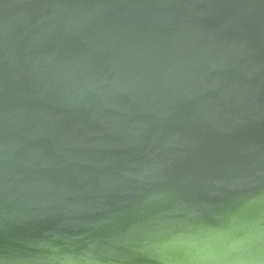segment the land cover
Returning <instances> with one entry per match:
<instances>
[{
  "label": "water",
  "instance_id": "1",
  "mask_svg": "<svg viewBox=\"0 0 264 264\" xmlns=\"http://www.w3.org/2000/svg\"><path fill=\"white\" fill-rule=\"evenodd\" d=\"M0 257L264 264V0H0Z\"/></svg>",
  "mask_w": 264,
  "mask_h": 264
},
{
  "label": "clouds",
  "instance_id": "2",
  "mask_svg": "<svg viewBox=\"0 0 264 264\" xmlns=\"http://www.w3.org/2000/svg\"><path fill=\"white\" fill-rule=\"evenodd\" d=\"M3 264H14V262L10 261L8 258H4ZM212 264H248V262L236 258L222 257L214 260Z\"/></svg>",
  "mask_w": 264,
  "mask_h": 264
},
{
  "label": "snow or ice",
  "instance_id": "3",
  "mask_svg": "<svg viewBox=\"0 0 264 264\" xmlns=\"http://www.w3.org/2000/svg\"><path fill=\"white\" fill-rule=\"evenodd\" d=\"M0 264H3V258L0 257Z\"/></svg>",
  "mask_w": 264,
  "mask_h": 264
}]
</instances>
